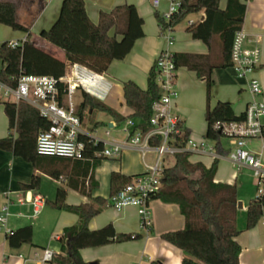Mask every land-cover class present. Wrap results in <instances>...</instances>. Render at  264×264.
I'll list each match as a JSON object with an SVG mask.
<instances>
[{
	"label": "trees",
	"instance_id": "trees-1",
	"mask_svg": "<svg viewBox=\"0 0 264 264\" xmlns=\"http://www.w3.org/2000/svg\"><path fill=\"white\" fill-rule=\"evenodd\" d=\"M219 2L220 0H182L178 13L170 20L158 14L157 19L160 27L174 29L175 25L189 14L204 10V19L191 23L189 32L193 38L202 40L210 47L214 37L218 36L222 54L216 59L210 54L195 53H173V57L178 67H188L206 82L208 100L205 111L206 138L213 141L215 149L221 153V140L225 135L216 124L242 121L246 113H235L232 103L228 100H220L214 106L210 105L212 73L215 68L232 65V44L235 33L242 28L246 5L241 0H227L226 7L222 9ZM16 7L13 2L0 1V24L14 31L26 32L30 39L17 47H11L8 40L0 42V81L13 86L22 73L49 75L60 79L65 75L68 62L84 65L97 73H105L113 60L125 58L136 40L144 36V19L133 4L124 3L116 5L111 11L102 10L98 22L95 23L87 13L85 0H63L54 23L50 28L42 29L40 36L62 49L67 58L66 62L48 54L32 42L29 26L16 18ZM58 86L60 90L58 99L63 101L66 97V85L59 82ZM123 92L127 105L133 110L130 118L135 121L137 128L146 132L151 128L153 105L161 95L155 64L148 73L146 88H141L135 81L129 79L123 81ZM82 96L83 100L77 108L81 123L95 110L105 111L119 122L126 120L90 93L83 91ZM2 102L9 118L10 133L0 138V148L13 151L56 178L60 177V171L49 168L58 164L67 168L74 162L73 174L69 175L67 185L90 195L89 189L97 186L94 182V169L102 160L108 159L102 155L104 142L102 140L94 142V137L85 132L79 136V140L85 144L82 158L41 155L36 150L37 136L41 130L49 127L50 121L43 117L37 108L25 101ZM180 125L183 128V135L178 137V141L180 145L186 146L189 128L184 127L182 121ZM12 130L17 132L16 137ZM151 143L160 144V138H154ZM189 156V152L177 153L174 156L173 164L164 168L160 189L152 196V199L177 204L186 220L185 227L164 232L161 237L183 251L182 264H239L241 246L235 239L240 233L237 227L239 196L237 186L215 182L218 158L207 167L202 162L190 161ZM133 176L113 172L111 195L130 183ZM39 182L40 177L34 174L30 183L23 184L22 187L35 189ZM66 196L67 190L58 188L53 205L77 213L79 222L65 229L61 252L54 253L49 264H88L81 256L83 248L141 238L142 235L137 233H117L114 224L111 223L98 229L89 227L90 219L100 212L106 199L97 197L93 202L69 205L66 203ZM263 215L264 192L249 204L246 228H253ZM32 238L31 225L12 229L7 233L9 244L13 247L31 243ZM151 264L163 262L158 259Z\"/></svg>",
	"mask_w": 264,
	"mask_h": 264
},
{
	"label": "crops",
	"instance_id": "crops-1",
	"mask_svg": "<svg viewBox=\"0 0 264 264\" xmlns=\"http://www.w3.org/2000/svg\"><path fill=\"white\" fill-rule=\"evenodd\" d=\"M0 1H10L17 6L16 18L22 24L29 26L32 33L31 40L37 47L67 62L62 49L40 36L42 29H48L54 23L63 0ZM241 1L246 5L242 28L248 33L251 40L258 41L261 48V64L250 76L245 78L239 77L232 66L215 68L212 73L213 86L210 100L211 106L220 100H228L232 103L237 114L245 112L247 105L253 99L264 102V0ZM124 3L135 5L138 13L144 19V36L136 40L125 58L113 60L108 70L103 73L105 80L110 84L109 93L104 97H94L127 120L131 117L133 110L127 105L124 98L123 81L130 79L141 88L147 87L148 73L156 62L157 55L165 46V41L160 36L161 28L157 14L162 16L168 10L169 2L162 0L160 6L154 8L152 0H85L87 13L95 23L98 22L100 11H111L116 5ZM219 4L220 8L224 9L227 0H220ZM204 17L205 11L200 10L185 17L187 22L182 23L183 19L175 25L173 31L175 40L170 46L171 51L174 53L210 54L215 59L221 56L222 47L218 36L214 37L210 47L202 40L193 38L188 30L190 21L197 23ZM2 27L7 32H4V37H0V42L19 40L27 35L26 32L14 31L6 25ZM250 77L261 81L262 94L251 93L249 89ZM177 78L176 86L179 95L174 110L180 116L183 126L189 128V138L193 143L199 145L214 146V142L206 138L205 111L208 103L206 82L186 66L178 68ZM4 100L6 99L0 95V138L6 137L10 133L9 118L2 102ZM82 100L83 96L81 102ZM90 117L94 118V127L88 130L83 122L84 132L95 138L94 132L100 126L105 125L107 128L104 132L106 138L100 139L104 145L108 147L117 143L123 146L119 156L102 160L94 169V182L97 183V186L89 189L90 195L83 194L80 190L67 185L69 175L73 174L74 162H71L67 168L62 164L49 168L60 171V177L56 178L45 169L37 168L32 162L16 155L13 151L0 148V214H2L3 206L9 200L7 228L14 230L25 225H31L33 228L32 242L23 243L18 247L9 244L6 231L0 228V264H43L44 250L51 249L53 253L61 252L64 231L67 227L78 224L79 215L53 205L58 188L67 190L66 203L69 205L93 202V199L97 197L106 199L100 212L90 219L89 227L91 229H98L111 223L114 224L117 233L142 235L141 238L81 249V256L88 264H151L152 261L158 259L163 264H182L183 251L161 237L164 232L185 227V217L180 213L181 210L177 204L152 199L150 207L153 226L150 229H145L141 225L138 208L128 206L126 209L118 211L109 202L111 174L113 172H121L126 176L141 174L147 170L146 164L153 162L156 153L151 150L143 157L136 147L127 143L128 133L124 130L126 120L119 122L113 115L102 110H95ZM261 122L264 125V115L261 117ZM107 130L109 134L106 133ZM120 131L125 133L121 134ZM12 134L17 136L15 130H12ZM221 142L222 152L218 157L215 182L235 184L239 195L238 201L242 202V208H238L237 213V227L240 233L235 238L241 246L239 264H264V215L253 228H246L247 209L257 197L258 180L250 167L241 165L238 168L231 162L228 153L232 146L228 139L225 137ZM247 147L259 155L264 162V136L249 140ZM214 150L217 152L216 149ZM148 156H152L151 161H148ZM189 160L202 162L205 166L210 167L215 157L209 151H198L192 153ZM34 174L40 177L38 187L35 189L23 188L22 185L30 183ZM36 195L42 196L45 202L40 213L33 218L31 216L32 206L28 200Z\"/></svg>",
	"mask_w": 264,
	"mask_h": 264
},
{
	"label": "built area",
	"instance_id": "built-area-1",
	"mask_svg": "<svg viewBox=\"0 0 264 264\" xmlns=\"http://www.w3.org/2000/svg\"><path fill=\"white\" fill-rule=\"evenodd\" d=\"M162 0H152L154 8L160 6ZM168 10L163 13L166 20H170L178 13L182 0H168ZM192 23L191 21L189 22ZM160 36L165 41V46L157 55L154 62L157 70V82L160 89V99L153 105V114L150 119L151 128L146 132L137 128L135 121L128 118L124 124V130L128 133L127 143L136 147L143 157L153 150L156 156L152 163L146 164L147 170L141 174L134 175L131 182L125 187L117 190L110 196V205L118 211L128 206L138 208L141 225L145 229L153 226L152 209L150 202L152 196L162 185V175L165 168L164 159L167 155H176L181 152L209 151L215 158L220 154L215 152V147L199 145L189 138L186 146L179 144L178 137L183 135L181 119L176 113L175 102L178 98L176 80L178 79V66L173 57L170 46L174 43V29L171 27H160ZM30 39L26 35L19 40H9L11 47L21 46ZM232 68L236 74L245 78L250 76L261 64V48L257 40H251L248 33L241 28L235 33L231 49ZM66 85V97L63 101L58 99V83ZM257 78H249V89L252 94L260 95L263 88ZM110 88L109 82L105 80L103 73H97L90 68L78 64L67 63L66 72L63 77L56 79L49 75H35L22 73L16 79V85L0 81V95L6 100L13 102L25 101L37 108L40 114L50 121L48 128L41 130L37 136L36 150L41 155H56L66 158H82L85 144L79 140L80 134L85 133L77 108L72 102L76 90L90 93L92 96L104 97ZM246 117L242 121L229 123H218L216 127L222 129L225 137L232 146L228 157L238 168L248 166L258 180L256 196L264 192V162L259 155L250 151L247 142L251 139L263 137L264 125L261 117L264 115V102L253 99L246 108ZM109 134V131L106 132ZM160 138V144L154 145L151 141ZM99 138H94L98 142ZM121 144H111L104 147L102 155L107 158L117 157L121 154ZM28 202L32 206L31 216L35 218L41 211L45 202L40 195L33 196ZM9 200L3 206L0 214V228L9 233L7 228V216ZM53 251L44 250L43 264H49Z\"/></svg>",
	"mask_w": 264,
	"mask_h": 264
},
{
	"label": "rangeland",
	"instance_id": "rangeland-1",
	"mask_svg": "<svg viewBox=\"0 0 264 264\" xmlns=\"http://www.w3.org/2000/svg\"><path fill=\"white\" fill-rule=\"evenodd\" d=\"M185 22H187V20H183L182 21V23H185ZM3 26V25H2ZM1 25H0V37H4L3 35H4V32H7L5 29H4V27H2ZM1 39H4V38H1ZM0 68H1V64H0ZM77 92H75L74 94H73V98H72V102H73V104H74V106L76 107V108H79L78 106L80 105V102H81V98H82V91L81 90H76ZM93 122H94V118L93 117H88L87 118V120L85 121V127L89 130L94 124H93ZM107 128L105 127V125H103V126H100L97 130H96V132H94V136H96V137H98L99 139H102V140H104L105 138H106V136H105V134H104V132H105V130H106ZM121 132V134L123 133H125V132H123V131H120ZM147 159H148V161H151L152 160V156H148L147 157ZM165 161H164V165H166V166H168V165H172L173 164V162L175 161L174 160V155H167L166 157H165V159H164ZM103 181V180H102Z\"/></svg>",
	"mask_w": 264,
	"mask_h": 264
},
{
	"label": "water",
	"instance_id": "water-1",
	"mask_svg": "<svg viewBox=\"0 0 264 264\" xmlns=\"http://www.w3.org/2000/svg\"><path fill=\"white\" fill-rule=\"evenodd\" d=\"M238 208H242V202L241 201H238Z\"/></svg>",
	"mask_w": 264,
	"mask_h": 264
}]
</instances>
